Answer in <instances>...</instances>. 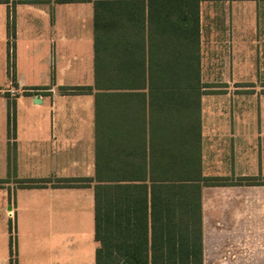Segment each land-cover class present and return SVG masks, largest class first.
I'll use <instances>...</instances> for the list:
<instances>
[{"label": "crops", "instance_id": "obj_1", "mask_svg": "<svg viewBox=\"0 0 264 264\" xmlns=\"http://www.w3.org/2000/svg\"><path fill=\"white\" fill-rule=\"evenodd\" d=\"M118 1L96 87L93 0H0V264H96L97 182L149 236L199 184L203 264H264V0Z\"/></svg>", "mask_w": 264, "mask_h": 264}, {"label": "trees", "instance_id": "obj_2", "mask_svg": "<svg viewBox=\"0 0 264 264\" xmlns=\"http://www.w3.org/2000/svg\"><path fill=\"white\" fill-rule=\"evenodd\" d=\"M36 1V0H30ZM80 1V0H59ZM94 2V51H95V86L101 87L103 80L102 44L106 25L113 26L118 21V0H93ZM112 5H109V4ZM117 32V31H116ZM108 87H133L132 82H106ZM76 86H64L63 90L78 89ZM102 181L101 176L96 177ZM113 179V178H111ZM127 179V178H115ZM165 179V178H161ZM173 185L181 186L183 180L192 178L175 177ZM50 178H34L23 180L26 186L46 185ZM89 177H61L56 179L57 185H87ZM179 181V182H178ZM208 183H216L215 178H208ZM196 198L192 203H185L188 210L173 212L172 223H162L161 210L154 212L158 221L151 225V236L148 226L140 223L141 204L133 198L119 197L120 188H131L129 184H103L97 182L95 190V238L99 245L96 249V264H203L202 224L200 213L199 184H193ZM116 190L115 197L104 198V192ZM161 202V200H159ZM176 201V200H175ZM155 204V203H153ZM182 206V201H180ZM154 207V206H153ZM155 208V207H154ZM157 215V216H156Z\"/></svg>", "mask_w": 264, "mask_h": 264}, {"label": "built area", "instance_id": "obj_3", "mask_svg": "<svg viewBox=\"0 0 264 264\" xmlns=\"http://www.w3.org/2000/svg\"><path fill=\"white\" fill-rule=\"evenodd\" d=\"M10 216H13L12 212L10 211Z\"/></svg>", "mask_w": 264, "mask_h": 264}]
</instances>
